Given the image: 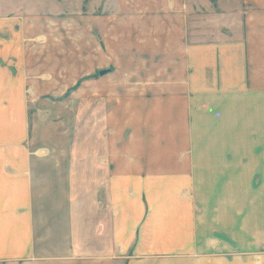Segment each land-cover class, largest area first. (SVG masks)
Here are the masks:
<instances>
[{"label": "crops", "instance_id": "crops-1", "mask_svg": "<svg viewBox=\"0 0 264 264\" xmlns=\"http://www.w3.org/2000/svg\"><path fill=\"white\" fill-rule=\"evenodd\" d=\"M119 1V92L146 98L129 147L0 153V264H217L213 241L244 264L264 252V0ZM9 46L2 96L24 92Z\"/></svg>", "mask_w": 264, "mask_h": 264}, {"label": "rangeland", "instance_id": "rangeland-1", "mask_svg": "<svg viewBox=\"0 0 264 264\" xmlns=\"http://www.w3.org/2000/svg\"><path fill=\"white\" fill-rule=\"evenodd\" d=\"M119 3L0 0V28L6 30L0 40L10 45L4 67L11 85L19 81L24 88L0 94V153H68L80 159L82 153L106 156L129 147L130 105L145 104L146 98L144 92H119L131 88L116 74L114 61L123 52L114 53L107 38L114 35V20L120 25V17L111 14ZM258 179H252L255 185ZM102 192L91 190L89 199L103 197ZM89 211L97 219V208ZM211 243L208 254L218 258L217 264H229L228 244ZM259 253L240 255L244 264H257Z\"/></svg>", "mask_w": 264, "mask_h": 264}]
</instances>
